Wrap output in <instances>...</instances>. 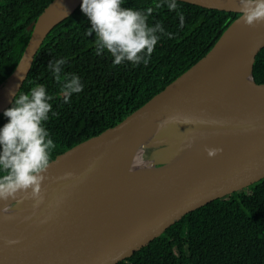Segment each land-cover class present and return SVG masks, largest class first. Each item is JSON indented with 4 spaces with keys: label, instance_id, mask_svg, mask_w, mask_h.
Returning <instances> with one entry per match:
<instances>
[{
    "label": "water",
    "instance_id": "obj_1",
    "mask_svg": "<svg viewBox=\"0 0 264 264\" xmlns=\"http://www.w3.org/2000/svg\"><path fill=\"white\" fill-rule=\"evenodd\" d=\"M177 1L240 16L143 107L50 161L42 203L26 193L0 201V264H117L183 216L264 180V84L254 79L264 21L247 25L239 0ZM81 2L54 0L29 26L21 60L0 84V115ZM208 148L222 151L209 157Z\"/></svg>",
    "mask_w": 264,
    "mask_h": 264
},
{
    "label": "trees",
    "instance_id": "obj_2",
    "mask_svg": "<svg viewBox=\"0 0 264 264\" xmlns=\"http://www.w3.org/2000/svg\"><path fill=\"white\" fill-rule=\"evenodd\" d=\"M54 0H0V84L15 70L31 37L29 26ZM178 2L176 12L154 11L149 24L161 21L172 36H163L147 65L112 63L95 52V34L79 8L47 37L21 91L44 84L53 95L55 116L46 122L55 143L50 161L90 138L114 129L169 84L204 58L240 16ZM153 0H125L143 9ZM66 58L65 73L81 77L84 89L63 103L49 61ZM254 79L264 84V49L256 58ZM6 122L3 113L0 125ZM117 264H264V180L232 196L216 200L180 218Z\"/></svg>",
    "mask_w": 264,
    "mask_h": 264
},
{
    "label": "clouds",
    "instance_id": "obj_3",
    "mask_svg": "<svg viewBox=\"0 0 264 264\" xmlns=\"http://www.w3.org/2000/svg\"><path fill=\"white\" fill-rule=\"evenodd\" d=\"M124 3L125 0H82L80 11L91 25L87 35L95 34L96 54L107 52L114 65L125 61L137 66L147 65L161 38L172 36L161 21L149 24L154 11L166 8L176 12L180 27H183L184 16L177 10V0H153L152 5L143 9L125 7ZM239 6L241 18L247 25L264 21V0H239ZM65 64L66 58H57L49 61L47 68L59 84L63 103L67 104L73 94L83 91L84 84L78 74L63 71ZM9 95L14 98L11 106L3 111L6 122L0 125V201L26 193L38 206L43 202L42 183L55 148L46 127L50 114L56 115L51 103L53 95L42 83L34 84L27 91H10ZM206 151L209 157H214L222 149L208 148ZM17 242L8 241L9 244Z\"/></svg>",
    "mask_w": 264,
    "mask_h": 264
},
{
    "label": "bare ground",
    "instance_id": "obj_4",
    "mask_svg": "<svg viewBox=\"0 0 264 264\" xmlns=\"http://www.w3.org/2000/svg\"><path fill=\"white\" fill-rule=\"evenodd\" d=\"M137 165V164H136Z\"/></svg>",
    "mask_w": 264,
    "mask_h": 264
}]
</instances>
